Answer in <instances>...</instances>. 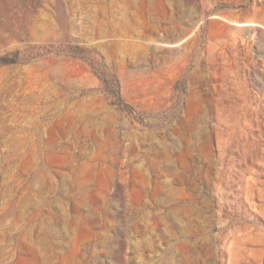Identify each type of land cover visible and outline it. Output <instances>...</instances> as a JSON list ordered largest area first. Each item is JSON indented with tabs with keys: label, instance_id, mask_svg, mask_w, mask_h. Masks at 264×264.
I'll list each match as a JSON object with an SVG mask.
<instances>
[{
	"label": "rangeland",
	"instance_id": "obj_1",
	"mask_svg": "<svg viewBox=\"0 0 264 264\" xmlns=\"http://www.w3.org/2000/svg\"><path fill=\"white\" fill-rule=\"evenodd\" d=\"M0 264H264V0H0Z\"/></svg>",
	"mask_w": 264,
	"mask_h": 264
},
{
	"label": "bare ground",
	"instance_id": "obj_2",
	"mask_svg": "<svg viewBox=\"0 0 264 264\" xmlns=\"http://www.w3.org/2000/svg\"><path fill=\"white\" fill-rule=\"evenodd\" d=\"M238 25H247V24H238Z\"/></svg>",
	"mask_w": 264,
	"mask_h": 264
}]
</instances>
